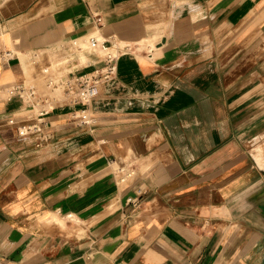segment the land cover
<instances>
[{
  "label": "crops",
  "instance_id": "obj_1",
  "mask_svg": "<svg viewBox=\"0 0 264 264\" xmlns=\"http://www.w3.org/2000/svg\"><path fill=\"white\" fill-rule=\"evenodd\" d=\"M91 35L95 122L55 106L37 148L10 89L100 68ZM0 48V264H264V0H0Z\"/></svg>",
  "mask_w": 264,
  "mask_h": 264
},
{
  "label": "built area",
  "instance_id": "obj_2",
  "mask_svg": "<svg viewBox=\"0 0 264 264\" xmlns=\"http://www.w3.org/2000/svg\"><path fill=\"white\" fill-rule=\"evenodd\" d=\"M87 46L90 50H102L103 64L100 68L92 72L77 73L66 66L65 62L67 63L70 59L64 57L41 66L38 84L21 82L10 89L12 94L20 97L25 107L24 120L17 131L21 135L31 137L35 147L46 146L52 137V134L46 130V114L55 106L83 104V107L78 110L82 116L80 121L84 124L95 122V118L88 111L87 104L98 96L102 84L115 77L120 52L113 49L114 44L94 35L88 37ZM11 56L10 50L0 48V60H7ZM114 161V158L110 160V162ZM116 171L119 181L135 174L133 167L124 164L118 166ZM128 199L133 201L135 198Z\"/></svg>",
  "mask_w": 264,
  "mask_h": 264
},
{
  "label": "water",
  "instance_id": "obj_3",
  "mask_svg": "<svg viewBox=\"0 0 264 264\" xmlns=\"http://www.w3.org/2000/svg\"><path fill=\"white\" fill-rule=\"evenodd\" d=\"M263 208H264V204H262Z\"/></svg>",
  "mask_w": 264,
  "mask_h": 264
}]
</instances>
